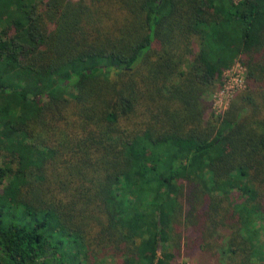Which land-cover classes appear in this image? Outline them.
<instances>
[{"label":"trees","instance_id":"16d2710c","mask_svg":"<svg viewBox=\"0 0 264 264\" xmlns=\"http://www.w3.org/2000/svg\"><path fill=\"white\" fill-rule=\"evenodd\" d=\"M0 153V264H264V0H0Z\"/></svg>","mask_w":264,"mask_h":264},{"label":"rangeland","instance_id":"374dc122","mask_svg":"<svg viewBox=\"0 0 264 264\" xmlns=\"http://www.w3.org/2000/svg\"><path fill=\"white\" fill-rule=\"evenodd\" d=\"M245 86V67L237 60L230 70L224 72L221 86L203 95V100L209 104V111L206 115L213 114L217 116L223 114L227 110L234 95L244 90ZM3 155L4 153H0V167H2V162L4 160ZM5 185L6 182H0V192L4 189ZM256 199L255 197V201ZM217 242L218 245H224V236H220ZM118 261L117 257L108 253L105 259L97 261L96 264H119ZM224 262V258L220 256L218 249L206 253H197L193 257L186 256L185 252L182 250L176 259V264H224Z\"/></svg>","mask_w":264,"mask_h":264},{"label":"built area","instance_id":"2783aa9c","mask_svg":"<svg viewBox=\"0 0 264 264\" xmlns=\"http://www.w3.org/2000/svg\"><path fill=\"white\" fill-rule=\"evenodd\" d=\"M236 61H237V60H236ZM236 61H235V62H236ZM235 62H234V63H235ZM231 67H232V66H231ZM228 70H230V68H229ZM228 70H227V71H228ZM225 72H226V71H225Z\"/></svg>","mask_w":264,"mask_h":264}]
</instances>
